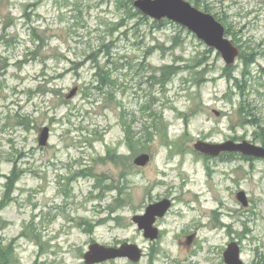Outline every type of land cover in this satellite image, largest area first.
I'll list each match as a JSON object with an SVG mask.
<instances>
[{"label": "rangeland", "instance_id": "obj_1", "mask_svg": "<svg viewBox=\"0 0 264 264\" xmlns=\"http://www.w3.org/2000/svg\"><path fill=\"white\" fill-rule=\"evenodd\" d=\"M134 1L0 0V249L14 250L0 264H86L95 243L144 252L139 263L103 264H221L238 236L244 263L264 264V160H216L194 148L262 146L264 0H209L241 43L226 37L245 57L257 54L246 77L242 53L227 67L188 29L157 27ZM97 66L114 90L97 91ZM167 66L179 69L162 85ZM124 121L135 141L149 133L145 152L125 143ZM144 153L150 163L135 166ZM241 191L251 206L238 201ZM167 198L174 205L152 243L133 218ZM195 231L197 246L187 248Z\"/></svg>", "mask_w": 264, "mask_h": 264}, {"label": "water", "instance_id": "obj_2", "mask_svg": "<svg viewBox=\"0 0 264 264\" xmlns=\"http://www.w3.org/2000/svg\"><path fill=\"white\" fill-rule=\"evenodd\" d=\"M134 7L154 21L168 20L188 29L209 48L217 51L228 67L234 66L241 54L240 49L226 37L224 25L213 15L199 10L187 0H136ZM77 91L78 88H75L68 98L74 97ZM216 114L218 115V113ZM49 135L50 129L45 127L39 137L40 146L45 147L47 145ZM194 148L196 151L214 158L222 153H241L264 160V147L248 141L240 143L227 141L221 144L198 141ZM150 161L151 155L144 153L134 159V164L137 167H145ZM238 199L245 207L248 205L244 192L239 193ZM170 207L171 201L163 200L149 206L145 215L136 217L133 221L139 223V228L144 231L147 239L156 240L159 235L158 229L154 227L156 219L164 217ZM142 256V250L134 244L125 243L114 248L95 243L90 246L84 259L86 264H102L119 258H128L132 262L138 263ZM225 258L228 264H243L240 260L239 251L234 246H230Z\"/></svg>", "mask_w": 264, "mask_h": 264}, {"label": "trees", "instance_id": "obj_3", "mask_svg": "<svg viewBox=\"0 0 264 264\" xmlns=\"http://www.w3.org/2000/svg\"><path fill=\"white\" fill-rule=\"evenodd\" d=\"M188 1H190L195 7L203 10L206 13H210V14L213 13L212 9L210 7L209 0H188ZM131 5L133 6V2ZM138 13L141 14L139 11H138ZM141 16H143V15H141ZM214 16L219 21L226 23L225 17H223V16L221 17V14L220 15H214ZM144 18H146V17L144 16ZM165 23H166V21H162L161 23L154 22V24L159 28L164 26ZM239 33L241 34V31ZM226 35L232 36L236 42L241 43V40L238 39V32L235 31V29L232 27L231 24L228 28H226ZM238 48L240 49V51L242 53V51L244 50L243 45L238 47ZM241 57L243 59H245L246 70L243 73V75H244V77H246V76L250 75V73L248 71V67H250L255 62V57H257V54H251L247 58V57H245V53H242ZM2 64H4V63L0 62V66ZM97 68L99 69V73L96 75V77L99 80V86L96 87L97 91L99 93H104L105 90H107L108 88H111L114 90L116 88L117 84H116V81L112 78V75L110 73H107V72L104 74H101L100 72L102 71V68L100 66H97ZM5 69H6V66L0 67V75L2 74V71H5ZM178 69L179 68L174 67V66H167V67L162 68L160 70V75L157 78V81L162 85L168 84V82L171 80V78L177 74ZM229 79H231V77H229ZM245 85H246V82H245ZM238 87L242 92L245 91L246 86H244V85L242 86L238 83ZM109 94L111 95V98H112L111 101H114L115 98H114L113 92L109 91ZM86 96L88 97L87 94H86ZM153 116H158V115L156 112H154L151 117L153 118ZM158 121H163V120L159 118ZM254 122H256V119ZM248 123L249 122H246L245 124H248ZM124 124H125V128H126V129H124L125 130V143L129 146V148L132 150V152L134 154L145 152L146 151L145 145L150 142L149 133H145L137 141H135L136 135L133 132L132 126L129 125V122H127V121H124ZM256 125H258V122H256ZM156 129H158L159 132H160V130L162 131L161 127L156 126ZM167 130H168V128L166 130H164L165 131L164 133H166L165 134L166 137H167ZM144 131L148 132L147 126L144 128ZM259 141L262 144V146L264 147V132H261V136L259 137ZM13 175H14V173H13ZM16 178L17 177L15 175L12 177V179H11L12 184L15 182ZM13 251L14 250H13L12 246H9L5 250L0 249V263L5 262V260L7 258L12 257Z\"/></svg>", "mask_w": 264, "mask_h": 264}, {"label": "flooded vegetation", "instance_id": "obj_4", "mask_svg": "<svg viewBox=\"0 0 264 264\" xmlns=\"http://www.w3.org/2000/svg\"><path fill=\"white\" fill-rule=\"evenodd\" d=\"M241 156V157H243V159L244 160H246V161H252V160H254V159H256V158H254V157H251V156H246V155H243V154H241V153H222V154H220L218 157H216V158H214V159H216V160H218V159H221V158H223V157H227V158H229V157H234V156ZM257 160V159H256ZM260 160V159H259ZM241 192H243V191H241ZM241 192H238L237 193V199H238V195H239V193H241ZM245 193V192H244ZM246 194V193H245ZM246 198H247V195H246ZM192 199H194V198H191V200ZM164 200H170L171 201V207H173V205H174V202L171 200V199H164ZM247 200V206L246 207H249V206H251V202L249 201V199L247 198L246 199ZM163 201V200H162ZM238 201H239V199H238ZM161 202V201H160ZM240 202V201H239ZM157 204V203H156ZM171 207H170V209H171ZM170 209L167 211V213L170 211ZM167 213L165 214V216L167 215ZM139 216H141V215H137V216H135L134 218H136V217H139ZM164 216V217H165ZM164 217H158L157 219H156V222H157V220L158 219H161V218H164ZM133 218V219H134ZM156 222H155V224H156ZM133 223H135L137 226H138V229L139 230H141L140 228H139V223H137V222H134L133 221ZM155 224H154V227H155ZM221 226V225H220ZM223 226V225H222ZM203 227H205V225L203 226ZM156 229H158L157 227H155ZM215 228H220V227H218L217 225H215ZM141 231H143V230H141ZM158 232H159V229H158ZM246 232H248V231H246ZM247 234V233H246ZM143 235H144V231H143ZM144 237H145V235H144ZM159 238H160V232H159V235H158V238L156 239V240H151V239H149V241H151L152 243H154V242H157L158 240H159ZM182 243V242H181ZM197 243H198V235H197V233H196V231L193 233V234H191V235H189V236H187L186 237V242H185V245H186V247L187 248H191L192 246L193 247H196L197 246ZM124 244V243H123ZM122 244V245H123ZM122 245H120V246H122ZM135 245V244H134ZM120 246H118V247H120ZM137 246V245H136ZM230 246H234L236 249H238V251H239V256H240V260L242 261V263L243 264H245L244 263V261L242 260V246H241V240H240V238H239V236H238V238H233V240H231V242L230 243H228L227 244V247H226V249L224 250V252H223V259L221 260V264H228L227 263V261H226V258H225V254H226V252H227V250L230 248ZM118 247H114V248H118ZM142 250V249H141ZM142 252H143V250H142ZM143 257H144V252H143V256H142V258H141V260L143 259ZM119 259H127V260H129L128 258H119ZM116 260H118V259H116ZM140 260V261H141ZM110 261H115V260H110ZM110 261H107V262H110ZM130 262H131V260H129ZM139 261V262H140ZM138 262V263H139ZM106 263V262H105ZM103 264V263H102ZM255 264H260L259 263V261H258V263H255Z\"/></svg>", "mask_w": 264, "mask_h": 264}]
</instances>
